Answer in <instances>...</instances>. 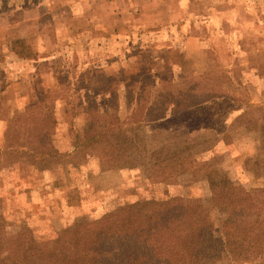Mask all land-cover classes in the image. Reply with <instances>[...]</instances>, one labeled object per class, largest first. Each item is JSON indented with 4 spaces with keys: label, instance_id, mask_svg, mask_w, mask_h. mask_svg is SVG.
Masks as SVG:
<instances>
[{
    "label": "rangeland",
    "instance_id": "rangeland-1",
    "mask_svg": "<svg viewBox=\"0 0 264 264\" xmlns=\"http://www.w3.org/2000/svg\"><path fill=\"white\" fill-rule=\"evenodd\" d=\"M3 1L0 224L10 229L30 213V227L44 235L82 217L98 227L117 207L151 198L211 209L218 237L237 224L211 202L208 179H229L227 195L264 188V0ZM185 96L192 108L147 116L156 103L163 109ZM98 117L114 129V148L140 151L138 164L152 162L163 145L189 146L177 157L188 168L100 173L97 137L89 139ZM36 147L62 157L38 172ZM197 258L264 264L243 245Z\"/></svg>",
    "mask_w": 264,
    "mask_h": 264
},
{
    "label": "trees",
    "instance_id": "trees-1",
    "mask_svg": "<svg viewBox=\"0 0 264 264\" xmlns=\"http://www.w3.org/2000/svg\"><path fill=\"white\" fill-rule=\"evenodd\" d=\"M9 2L4 0L1 6L5 7ZM210 93L212 91L206 95ZM192 101V98L185 96L177 104L165 102L163 109L162 103L158 102L147 116L149 119L154 117V120L164 119L169 110L178 114L192 108ZM100 121L99 117L91 121L92 136L89 138L97 137L93 151L99 162L100 173L112 169H140L145 164L154 170L152 174H178L181 169L188 168L183 161L178 163L177 157L184 159L186 156L183 155L189 146L171 150V145H163L160 150L154 151L152 162L138 164L137 155L140 151L135 150L131 155L128 150L114 148L108 138L114 129L103 127ZM184 134L190 137L189 133ZM35 149L38 152L33 151L34 157L43 156V164L39 166L38 172L51 169L49 159L62 157L50 149L42 152L38 147ZM229 182L233 185L223 175L208 179L213 205L222 209L223 215L238 218L237 224L228 223L225 226L221 237L215 235L210 218L211 209L198 204L190 210L186 204H176L174 198L161 202L151 198L117 207L114 209L116 213L113 211L101 219L98 227L89 224L88 218L82 217L66 232L53 229V233L44 235L30 227V213L19 224H12L10 229L0 224V257L4 258L1 255L4 248L9 250V255L0 259V264H196L198 256L223 252L231 246L240 245L262 256L264 188L251 192L238 189L235 195H227L223 183ZM12 229H16L13 234L9 232Z\"/></svg>",
    "mask_w": 264,
    "mask_h": 264
}]
</instances>
